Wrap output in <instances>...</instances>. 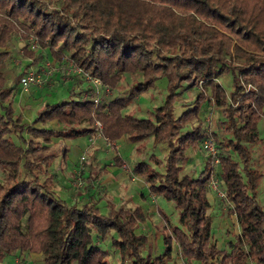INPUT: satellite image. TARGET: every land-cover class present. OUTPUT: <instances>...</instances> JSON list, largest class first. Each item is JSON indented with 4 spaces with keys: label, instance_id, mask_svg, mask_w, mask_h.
Instances as JSON below:
<instances>
[{
    "label": "trees",
    "instance_id": "obj_1",
    "mask_svg": "<svg viewBox=\"0 0 264 264\" xmlns=\"http://www.w3.org/2000/svg\"><path fill=\"white\" fill-rule=\"evenodd\" d=\"M12 35L25 42L31 64L44 54L50 65L80 69L73 77L96 80L104 93L71 88L68 98L44 103L23 122L13 108L15 92L5 69ZM23 75H13L11 83L20 86ZM124 75L138 79L118 91ZM224 77L228 91L220 82ZM162 78V104L145 117L129 114L135 98ZM45 86L38 89L42 94ZM186 91L197 95L176 114ZM210 106L219 112L213 132L201 123ZM262 117L264 0H0V264L25 253L40 254L43 264H111L101 247L110 231L117 264H170L174 245L181 264H264V208L256 191L264 145L259 164L251 150L262 141ZM51 122L59 127H48ZM96 136L134 144L141 159L132 175L150 195L178 210L177 225L162 228L161 253L152 254L146 234L138 231L146 220L141 206L107 200L101 209L93 190L100 172L91 175V164L83 165L81 203L57 193L54 164L67 161L64 141ZM211 136L219 163L204 156L198 170L190 168V153ZM149 139L165 150L162 159L151 153L143 160ZM211 178L239 229L226 249L211 233L206 197Z\"/></svg>",
    "mask_w": 264,
    "mask_h": 264
},
{
    "label": "rangeland",
    "instance_id": "obj_2",
    "mask_svg": "<svg viewBox=\"0 0 264 264\" xmlns=\"http://www.w3.org/2000/svg\"><path fill=\"white\" fill-rule=\"evenodd\" d=\"M25 48H26L25 42L20 38L19 35H12L11 39L8 41L7 45L5 46V50L8 51L9 53V58L6 62L5 69L7 70L6 74H7L8 81L10 82L9 85H11L12 87L14 85H16L17 87L19 86L18 82L17 83L15 82L14 84L11 83L12 82L11 79L13 75L18 74L20 72L25 73L27 71H33V72H36V74L43 75L46 65L50 63V58L45 57V55L42 54V56H40V58L36 62L31 64V62L33 61L31 60V58L25 55V52H24ZM31 48L35 50L37 47L34 46ZM26 50L28 51L29 49H26ZM51 65H52L51 73L50 75H48L44 83V85H46L44 89L45 97H42L41 91L35 94V93L30 92L31 88L26 91L21 89L23 91V94L26 96V99L28 102H26V104L24 105L20 101L15 103L14 110L16 114H19L20 112L19 110H21V113H23L24 115L26 116L31 115L32 111L38 110L44 104V102H51V100L48 99L49 97L47 98L46 96L52 95L54 96V100L66 99L69 97V95H67V92H69V89L71 88L73 89V92H78L82 88L92 87L94 88L95 92H97L98 96L104 93L101 87L94 85L92 82H88V81L80 82L79 81V79H81L80 77H73L75 76V74H73L72 68L70 65L66 63L62 65L51 63ZM137 79H138L137 76L124 75L117 90L118 91L125 90L127 87H130ZM220 82L222 86L224 87V89L228 91L230 88V80L227 77H224L220 79ZM165 86H166L165 79L162 78V79L157 80L155 83V87L143 93V95H141V98H139L138 101L135 98L133 103L129 105L126 111L133 116L145 117L147 111H150L154 109L156 106L161 105L162 102L164 101V97L166 93ZM14 92L20 93V89L17 88L14 90ZM32 95L37 96L36 100L33 98L34 96ZM196 95H197V91H186L183 94L182 101L176 104L175 113L179 114L185 108L191 106L193 104V100ZM29 101H33V102L30 103ZM207 108L208 109H206V111L204 112L205 115L201 116L202 126L205 129H207L208 132L217 131L216 120H217V117L219 116V112L215 108L211 109V106ZM258 134H259V137L262 139V141L258 145H254L253 147L251 146V150L253 151L252 160H255V163L258 162L259 164L262 158L261 147L264 145V117H262V119L258 123ZM13 139L14 141H16L15 138ZM80 140L83 142L86 140L88 141L87 137H81ZM71 141L72 140H68L69 143H71ZM122 147H123L124 153H129L130 149L133 148V154H134L133 162H135L137 159H141V157L136 155L134 152V144L125 143V144H122ZM151 153L155 154L159 159H162L165 154V150L162 149L161 147H155L152 144V141L149 139L146 141V147H145V151L143 155L144 156L143 160L145 159L147 160V158L149 157V154ZM112 156H113L112 151H109V150L108 152L103 151V150L100 151L99 152L100 165L101 166L104 165L103 167H105L106 164H110L111 162H113ZM190 156H191L192 161H194L195 159L198 161L202 160L205 156L204 150L201 149L200 151L192 152L190 153ZM78 162H79V155H77V153H74L73 150H70L68 152V158H67V164H68L67 169H69V171L72 168L75 169ZM88 164H91L92 171H94L95 170L94 159L91 156H89L88 153H86L84 165H88ZM84 171H85L84 172V176H85L87 171L85 169ZM191 173L195 174L196 172H191ZM262 174L263 176L258 183L256 191H257V201L264 208V170L262 171ZM97 177H98V181L97 183H94L93 190L96 191L98 195H102L103 197H106V199H109V197L107 196V192H105L106 191L105 185H108V183L115 184L114 181L112 180V178L111 179L107 178L108 174L106 171L104 173L101 172ZM105 178H107L106 179L107 182L104 184L100 183L104 181ZM117 178H119V176H117ZM130 178L131 176L129 177V181H131ZM69 190L70 192L68 193L70 197L72 198L75 197L74 203L75 204L81 203L80 201L79 202L77 201V198L81 193V189L76 190L71 187ZM213 193L216 194V192L214 191ZM210 194L211 192H208L209 202L211 206L209 213L212 218V223H211L212 237L220 249H223V248L226 249L227 242L230 240L231 241L234 240V235L239 232V229L236 225L234 217L230 216L227 213L226 203L222 202L221 199H219L217 195L214 199H210ZM112 195L113 197L115 196L114 202H116L117 204H119L120 201H122L123 199L124 200L126 199V196L124 195L123 187L115 188V190H113ZM105 204H106L105 201L100 202L99 206L101 207L102 210L105 209L104 208ZM127 204L130 207L134 206V203L132 201ZM143 210L146 214V218L148 219V221L146 222L147 227L144 233L146 234L147 238L150 239L151 252L155 253V248L152 245L153 239H155L154 237L155 236H159V238L161 237L160 234L162 232L165 219H167L168 226H170V224L177 225L178 210L175 209L174 204L170 202H166L162 199H160L159 205L157 203H152L149 205L145 203L143 205ZM159 211L163 213L161 214L159 213ZM149 212H154L156 217L155 218L152 217L153 215L148 217ZM141 226L143 225L139 224V228ZM113 236H114V232L110 231L106 239L104 240V242L101 244V247L109 251V254H110L109 260L111 264H117L118 255L115 251H113L110 245V240H111V237ZM159 247H160L159 248L160 251L162 252L164 249V246L161 241L159 243ZM172 255H173V262H171L170 264H181V259L176 250V245H174V250H173ZM18 257H21V260L17 261L19 263L21 262L24 263V261L26 260L23 254L19 255ZM3 264H15V260H13L12 256H10L5 259ZM41 264H43L42 260H41Z\"/></svg>",
    "mask_w": 264,
    "mask_h": 264
},
{
    "label": "crops",
    "instance_id": "obj_3",
    "mask_svg": "<svg viewBox=\"0 0 264 264\" xmlns=\"http://www.w3.org/2000/svg\"><path fill=\"white\" fill-rule=\"evenodd\" d=\"M14 90L19 88L20 89V93H15L14 99H13V108H14V104L17 103L18 101H20L21 103L26 104L27 99L26 96L23 94V91L21 90V88L16 85L13 86ZM84 89V88H83ZM40 90L32 87L30 92L31 93H37ZM42 97H45L44 93L41 94ZM143 95V94H142ZM34 96L33 98L36 100L37 96ZM48 99L51 100V102H44V103H55L59 100H54V96H46ZM32 98V99H33ZM139 98H141V95L139 97L136 98V100L138 101ZM33 100V101H35ZM33 101H29L30 103H32ZM40 106V105H39ZM19 114L22 117L23 122H27L29 123L34 115H35V111H32L31 115H24L23 113H21V110H19ZM50 128H54L57 129L59 126L57 125L56 122H51L48 124ZM88 141H81L80 138L74 139L71 141V143L68 142V140H65L64 143L65 145L68 147L69 151L73 150L74 153H77V155H79V157L81 155H85L86 153L89 154V156H91L94 159V168L95 170L92 171L91 170V175H95L97 174V172H102L104 173L105 171L108 174V179H111L114 181L115 184H109L105 185V189L107 192V196L109 197V199H106V197H103L102 195H97L98 198H100V202L102 201H110L113 204H117L116 202H114V197L112 195L113 190H115V188L118 187H123V191H124V195L126 196L125 200H129V202H133L134 205H139L141 206L142 210H143V205L146 204H152V203H157L159 205V201L160 199L155 198L154 196L150 195L148 193L147 187L144 184L143 180L137 176L132 175L131 169H132V165L134 164L133 160H134V154H133V148L130 149L129 153H124L123 152V147L122 144L127 143L123 138L114 142L115 144V149L111 150L108 148L107 146V142L105 141L104 138H102L101 136H96L94 138H87ZM112 151L113 156V162H111L110 164H106L105 167L101 166L99 163L100 157H99V152L100 151ZM202 160H194L192 161V164L190 165L191 167H196V170H198L201 167V162ZM133 162V164H132ZM67 161L65 163L59 161V159L56 160L54 167L57 169L58 171V188H57V193L59 194L60 197L73 202L75 201V197H70L69 193L70 192V188L72 187L71 185V176L73 174V168L69 171V169H67L68 167ZM103 168V169H102ZM92 169V168H91ZM99 173V174H100ZM87 175V173H86ZM117 176H119V178H117ZM131 176V181H129V177ZM100 183H106V179ZM97 183V182H95ZM95 187V186H94ZM104 188V187H103ZM208 192H211L210 194V199H214L216 196V194L213 193V191L211 189L208 188V185L206 186V197L207 200L209 201V197H208ZM137 198V199H136ZM79 199V196L77 198V200ZM124 199L121 202L125 201ZM128 202V203H129ZM148 202V203H147ZM210 203V202H209ZM127 207L128 204L126 205ZM159 207V206H158ZM160 208V207H159ZM158 210V209H157ZM144 211V210H143ZM159 213H163L161 211H159ZM145 214V212H144ZM153 215L152 217H156L154 212H149L148 217ZM146 216V214H145ZM151 219V218H150ZM148 221V219L146 218L145 222L141 223L143 226H141L138 231L139 232H144L147 224L146 222ZM163 227H168V223H167V219H165V223L163 224ZM239 233V232H238ZM236 233V234H238ZM160 234V233H158ZM160 238L159 236H155L153 239V246L155 248V253L152 254H159L161 253L160 251V247H159V243L160 241L162 242V232L160 234ZM148 241L150 242V239H148ZM102 244V243H101ZM24 258L26 259L24 261L25 264H41V256L40 254H35V253H25L23 254ZM13 260H17V258L15 256L12 257Z\"/></svg>",
    "mask_w": 264,
    "mask_h": 264
},
{
    "label": "built area",
    "instance_id": "obj_4",
    "mask_svg": "<svg viewBox=\"0 0 264 264\" xmlns=\"http://www.w3.org/2000/svg\"><path fill=\"white\" fill-rule=\"evenodd\" d=\"M73 74H80L81 70L78 68H75L71 66ZM51 65L48 63L46 65V68L44 69L43 75L36 74V72L33 71H27L24 73V75L20 79V87L22 90L26 91L32 87L36 89H42L44 86V83L51 73ZM91 81V80H89ZM92 83L94 85H98V82L96 80H92ZM108 148L113 150L115 149V144L114 143H106ZM201 149L204 150V155L208 158L211 159L212 164L216 165L219 163L217 153H218V148L215 140L212 137H208L203 139L202 144H201ZM85 163V155H81L79 157V162L76 166V168L73 170V181L71 182L72 188L79 190L83 186L82 182V170H83V165ZM208 188L211 189L212 191L216 192V195L219 198H224L225 194L224 192L220 189L219 183L216 179L211 178ZM17 261L20 260H15V264H24L23 262L19 263Z\"/></svg>",
    "mask_w": 264,
    "mask_h": 264
}]
</instances>
